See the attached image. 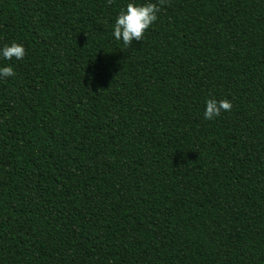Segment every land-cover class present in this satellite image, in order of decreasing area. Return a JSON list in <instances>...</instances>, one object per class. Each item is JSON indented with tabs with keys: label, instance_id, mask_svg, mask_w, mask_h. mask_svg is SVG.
I'll return each mask as SVG.
<instances>
[{
	"label": "trees",
	"instance_id": "trees-1",
	"mask_svg": "<svg viewBox=\"0 0 264 264\" xmlns=\"http://www.w3.org/2000/svg\"><path fill=\"white\" fill-rule=\"evenodd\" d=\"M153 2L0 0V264H264V0Z\"/></svg>",
	"mask_w": 264,
	"mask_h": 264
},
{
	"label": "clouds",
	"instance_id": "clouds-1",
	"mask_svg": "<svg viewBox=\"0 0 264 264\" xmlns=\"http://www.w3.org/2000/svg\"><path fill=\"white\" fill-rule=\"evenodd\" d=\"M160 7L153 0H125L111 22V37L127 47L133 41H140L143 33L157 19ZM25 56V48L21 42L12 40L0 46V80L13 77L14 68L7 61H20ZM203 118L212 120L220 112L231 109L227 99L217 101L215 98L206 99Z\"/></svg>",
	"mask_w": 264,
	"mask_h": 264
}]
</instances>
